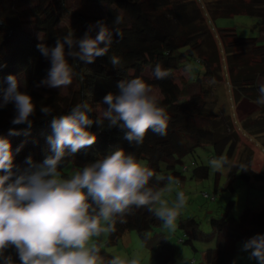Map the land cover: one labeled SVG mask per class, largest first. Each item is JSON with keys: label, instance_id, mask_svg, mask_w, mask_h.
Instances as JSON below:
<instances>
[{"label": "trees", "instance_id": "trees-1", "mask_svg": "<svg viewBox=\"0 0 264 264\" xmlns=\"http://www.w3.org/2000/svg\"><path fill=\"white\" fill-rule=\"evenodd\" d=\"M70 1L0 0V88H7V77L13 75L19 82V90L29 94L36 105V112L30 117L33 121L30 129L27 124L11 123L15 115L13 104L0 109V137L10 142L14 155L13 172L17 175L24 172L29 167L26 163L29 156L33 162L40 163L51 154L47 137L52 134V116L68 114L74 105L87 102L93 109L88 115L95 120L100 115L99 108H103L102 111L107 108L103 97L109 92L116 94L119 81L141 78L160 94L156 97L158 105L169 117L167 134L160 136L149 130L143 142L136 145L124 139L125 130L109 128L106 120L104 127L93 123L88 130L95 134V143L74 156L66 154L58 169L61 174L67 178L66 166L83 167L103 158L112 147L119 146L126 154H134L138 162H147V167L154 172L150 187L162 191L169 184L167 177L171 176L181 182V186H175L182 191L185 172L189 168L194 178L208 177V166L195 161L188 166L184 158L209 143L216 156L223 155L222 165L228 169L226 188L232 191L239 168L232 163L238 136L231 128L229 115L216 118L212 114L215 106L210 97L212 86L205 82L215 81L216 77L217 81L221 80L222 74L214 66L217 62L215 52L207 49L208 57L204 53L205 45L207 48L214 47L211 41L213 35L208 27L211 20L204 19L198 0H78L104 5L103 14L70 12ZM260 4L264 5V0H236L228 6L227 15L248 12L251 7ZM259 14L257 24L262 32L264 10ZM68 15H73L74 20L66 23ZM116 17H120L119 24L114 23ZM215 17L217 15L213 19ZM98 21H103L113 31L107 54L87 64L68 58L74 73V86L66 93L40 90L36 85L47 77L51 65L39 52L37 44L43 42L51 47L57 37L73 33L79 39L86 31L94 38L99 31ZM117 29L120 36L115 34ZM220 34L225 51L234 61H230L234 66L229 65L227 72L235 100L243 97L252 103L258 102L259 87L264 84V43H259L254 37H238L232 29H221ZM113 56L120 61L116 67L109 61ZM245 56L248 57L246 64L240 65ZM196 64L202 67H196ZM157 65L168 73L166 78L156 79L153 76ZM179 69L189 71V81H178L175 72ZM260 105L264 109V103ZM41 106L50 107L52 115L44 116ZM251 128L254 131L264 130V126L256 128L254 124ZM10 130L19 135H10ZM184 165L188 166L185 171L182 170ZM214 176L216 180L217 171ZM240 176L245 182L261 177L249 164L241 166ZM160 177L165 179L160 180ZM230 207L231 203L221 217L210 218L208 232L200 229L195 217L179 214L177 228L182 233L180 242L197 251L194 242L215 241L213 247L204 250L202 260L194 264H233L239 241L264 234V206L257 210L245 208L238 218L229 214ZM114 219L115 230L107 232V246L116 244L126 232L134 230L141 243L152 250L156 264H176L175 246L165 234L156 231L162 221L148 208L133 207L123 217V223L119 216ZM95 244L101 256H110L98 241ZM13 259L19 264L14 253Z\"/></svg>", "mask_w": 264, "mask_h": 264}, {"label": "clouds", "instance_id": "clouds-1", "mask_svg": "<svg viewBox=\"0 0 264 264\" xmlns=\"http://www.w3.org/2000/svg\"><path fill=\"white\" fill-rule=\"evenodd\" d=\"M120 22V17H116L114 23ZM97 25L99 31L94 38L86 31L79 39L73 33L57 37L51 47L43 42L37 44L51 65L37 87L69 86L74 73L68 58L87 64L107 54L113 31L103 21ZM115 34L121 35L118 29ZM109 61L114 67L120 63L115 56ZM167 75L159 65L153 70L156 79ZM80 79L83 81L82 75ZM7 85L0 88V109L13 104L15 115L11 123L27 124L30 129V117L36 112L32 97L19 90L13 75L7 77ZM117 88L116 94L109 92L103 97L107 108L95 120L88 115L93 109L87 102L74 105L68 114L52 116V134L47 137L51 154L40 163L29 156V167L18 175L13 172L10 142L0 137V264H16L13 253L19 264H140L139 255H116L105 261L94 242V238L115 230V217H121L123 223V217L133 207L148 208L163 227L175 231L180 209L186 203L184 192L177 191L171 202L163 199L160 190L149 186L154 172L119 146L74 170L67 178L58 170L66 154L74 156L95 143V134L88 130L93 123L104 127L106 120L109 128L125 130L124 139L136 145L143 142L149 130L160 136L167 134L169 117L141 78L121 80ZM259 93L258 103H264V84ZM40 111L46 117L53 113L48 106H41ZM10 135L19 133L10 130ZM167 181L177 186L180 183L171 176ZM242 250L248 252L249 259L264 264V234L246 240Z\"/></svg>", "mask_w": 264, "mask_h": 264}, {"label": "rangeland", "instance_id": "rangeland-1", "mask_svg": "<svg viewBox=\"0 0 264 264\" xmlns=\"http://www.w3.org/2000/svg\"><path fill=\"white\" fill-rule=\"evenodd\" d=\"M236 0H198V4L204 12V19H210L211 23H208V27L211 29L213 35L211 41L214 47L207 48L205 45V56H209L208 50L211 49L217 56V62L214 63L215 68L222 74V79L206 80V84L212 86L210 90V97L215 102V106L212 109V114L217 117L222 115H229L231 121V128L237 134V144L232 156V163L238 165L237 178L233 182V190L230 191L226 188L227 172L228 169L222 165V156H216L212 150V146L209 143L197 148L193 155H188L184 158V162L189 166L191 161H195L197 164H202L209 167V175L204 179L194 178L191 174V168L185 172V180L182 182L181 190L186 197V203L179 214L182 217L193 216L199 221L200 229L208 232L210 230L209 220L211 217L219 218L223 215L227 209L229 203L231 207L229 214L235 218H238L243 209L249 208L251 210H257L264 206V130L254 131L251 126L262 128L264 126V109L258 102H250L246 98L238 97L236 101L233 95L232 87L230 85L227 67L233 58H229V53L224 49V41L220 34L221 29H232L238 37H254L259 43H264V31H260L258 22L260 20V14L264 10V5H255L251 7L248 12L232 13L227 15L228 6L233 4ZM249 1V0H244ZM68 9L70 12H82L85 14H103L105 6L102 4L83 3L78 0H71L68 3ZM217 15L213 19V16ZM225 15V16H223ZM74 20L73 15H68L65 22L69 23ZM234 36H229L233 38ZM247 56L240 65L246 64ZM196 67H202L196 64ZM178 81H189V71L177 70L175 72ZM74 83H71L67 87L63 88H49L41 85L40 90L49 89L60 93H66L69 88L73 87ZM151 94L155 97H159L160 94L155 88H151ZM103 108H99V112H102ZM144 166H147V162L140 161ZM219 164L217 168L214 165ZM252 165L254 170L257 171L261 177L251 178L249 182L242 180L240 176L241 166ZM78 169L77 166L68 165L64 168V171L70 176L74 170ZM253 170V168H252ZM215 171L218 172V178L215 180ZM169 189H171L169 191ZM175 184H168L161 192L162 198L168 202L175 200L177 191ZM204 194L214 195L215 198H205ZM156 231H160L165 234L169 240L174 244L176 249V264H190L192 259L196 262L202 260L203 252L208 247H213L215 241L205 242L196 241L194 246L197 251H194L190 246L180 242L182 233L177 228L175 231H169L163 224ZM107 232L103 233L100 237L94 238V242L98 243L104 248V250L110 255L107 258H112L116 255L127 256L133 258L136 255L140 257V264H156L153 258V252L149 248L145 247L136 231L131 230L126 232L122 238L114 245L107 246L105 244ZM245 241L238 242V252L236 253L233 264H257L255 259H249L248 252L242 250V245ZM103 257V256H102ZM107 261L106 257H103Z\"/></svg>", "mask_w": 264, "mask_h": 264}, {"label": "built area", "instance_id": "built-area-1", "mask_svg": "<svg viewBox=\"0 0 264 264\" xmlns=\"http://www.w3.org/2000/svg\"><path fill=\"white\" fill-rule=\"evenodd\" d=\"M186 169H188V166L184 165L183 168H182V170L185 171ZM179 182H180V181H179ZM178 186H181V182L179 183ZM204 197H205V198H210V199H212V200L215 198L214 195H211V196H210L209 194H204ZM194 263H196V260H195V259H192V261L190 262V264H194Z\"/></svg>", "mask_w": 264, "mask_h": 264}, {"label": "crops", "instance_id": "crops-1", "mask_svg": "<svg viewBox=\"0 0 264 264\" xmlns=\"http://www.w3.org/2000/svg\"><path fill=\"white\" fill-rule=\"evenodd\" d=\"M261 141L264 143L263 140H261ZM249 166L251 167V169L253 168V171H254L255 173L259 174L257 171L254 170V167H253L252 165H249Z\"/></svg>", "mask_w": 264, "mask_h": 264}]
</instances>
